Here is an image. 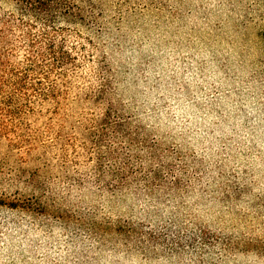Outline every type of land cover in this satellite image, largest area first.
I'll return each mask as SVG.
<instances>
[{
    "label": "rangeland",
    "instance_id": "obj_1",
    "mask_svg": "<svg viewBox=\"0 0 264 264\" xmlns=\"http://www.w3.org/2000/svg\"><path fill=\"white\" fill-rule=\"evenodd\" d=\"M51 2L0 0L35 62L0 91V264H264V0Z\"/></svg>",
    "mask_w": 264,
    "mask_h": 264
},
{
    "label": "trees",
    "instance_id": "obj_2",
    "mask_svg": "<svg viewBox=\"0 0 264 264\" xmlns=\"http://www.w3.org/2000/svg\"><path fill=\"white\" fill-rule=\"evenodd\" d=\"M19 4L26 5L29 8H33L35 11H39L44 13V15L51 14V10L53 8L51 0H19ZM58 10L61 8V3H57ZM62 13V12H61ZM66 20L72 21L73 20V14L71 12H68L65 17ZM22 25L26 24L25 22L21 21ZM6 27H11V21H6L4 24ZM31 27V26H30ZM5 33H2L0 35V43L1 45L5 41ZM35 45V44H34ZM34 47V46H33ZM48 50L50 51L51 55L56 56L57 64L64 65L69 61L70 56L68 55V52L65 51L63 46H55L54 43L50 42L48 44ZM7 56L4 57V55L1 54L0 57V73L2 74L0 76V91H2V88L5 87V85L9 84L8 80L6 79L7 76H11L15 78V84L14 87H16L17 90L21 88L22 91H25L29 87V81H30V75L32 74L33 69H31L32 65H35V62L32 59H27L29 62L27 64V69L24 68V66H13L9 59H6Z\"/></svg>",
    "mask_w": 264,
    "mask_h": 264
}]
</instances>
